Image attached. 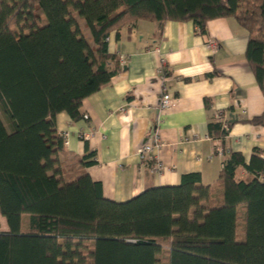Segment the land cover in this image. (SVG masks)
Wrapping results in <instances>:
<instances>
[{"label": "trees", "instance_id": "trees-1", "mask_svg": "<svg viewBox=\"0 0 264 264\" xmlns=\"http://www.w3.org/2000/svg\"><path fill=\"white\" fill-rule=\"evenodd\" d=\"M232 16L249 33L246 59L264 94V0H0V264H264V157L224 159L213 185L198 172L129 200L103 196L70 156L55 116L116 69L106 37L136 20L206 22ZM77 18L84 22L87 37ZM207 102V99L205 100ZM252 123L264 124V112ZM230 126V123H229ZM208 134L228 130L214 120ZM242 166L249 179L237 178Z\"/></svg>", "mask_w": 264, "mask_h": 264}, {"label": "crops", "instance_id": "crops-1", "mask_svg": "<svg viewBox=\"0 0 264 264\" xmlns=\"http://www.w3.org/2000/svg\"><path fill=\"white\" fill-rule=\"evenodd\" d=\"M77 22L88 37L84 22ZM248 36L232 16L208 20L203 33L191 20L140 19L108 34L113 56L108 67L116 72L82 100L80 118L65 111L55 116L71 157L95 152L97 162L84 170L101 183L105 198L126 201L148 187L177 185L189 172H198L203 185H213L232 152L240 153L245 163L252 154L264 157V124L250 122L264 112V94L245 56ZM208 39L216 42L214 50L205 48ZM163 89L175 102L159 114ZM216 110L234 117L223 140L208 134ZM154 129L165 143L157 153L161 172H151L152 163L137 156ZM218 143L222 155L215 152ZM236 176L251 177L242 166Z\"/></svg>", "mask_w": 264, "mask_h": 264}, {"label": "built area", "instance_id": "built-area-1", "mask_svg": "<svg viewBox=\"0 0 264 264\" xmlns=\"http://www.w3.org/2000/svg\"><path fill=\"white\" fill-rule=\"evenodd\" d=\"M106 40H108V36L106 37ZM217 47V44L214 40L208 39L205 43V48L209 50H214ZM161 61H163L161 59ZM159 73L160 77L164 79V72L162 66L159 67ZM175 102V98L168 92L167 90L163 89L159 95L157 107L159 114H163L165 111L169 110ZM86 118L87 115H84ZM212 118L215 122L220 123L221 128L224 130L229 129V116L227 112L222 110H216L214 111ZM80 137L82 139H87L88 134L83 133L80 134ZM66 136L64 134V142H65ZM165 145L164 141L162 140L159 132L157 129L148 136L147 139L143 141V143L138 147L137 149V156L140 161L143 163H152L150 166L151 172H161L163 170L162 163L157 159V153L160 151V149ZM215 152L219 155H222L224 153L223 148L221 147L220 143H218L215 146Z\"/></svg>", "mask_w": 264, "mask_h": 264}, {"label": "rangeland", "instance_id": "rangeland-1", "mask_svg": "<svg viewBox=\"0 0 264 264\" xmlns=\"http://www.w3.org/2000/svg\"><path fill=\"white\" fill-rule=\"evenodd\" d=\"M86 29L88 32V28H86ZM0 117H1L2 121L4 122L5 126L7 128H10L9 121H8L6 115L3 113L1 105H0ZM6 229H8V227H7L5 218L0 214V231H4V230L6 231ZM158 264H164L163 260H160Z\"/></svg>", "mask_w": 264, "mask_h": 264}, {"label": "water", "instance_id": "water-1", "mask_svg": "<svg viewBox=\"0 0 264 264\" xmlns=\"http://www.w3.org/2000/svg\"><path fill=\"white\" fill-rule=\"evenodd\" d=\"M233 115L232 114H230V122H233L234 121V117H232Z\"/></svg>", "mask_w": 264, "mask_h": 264}]
</instances>
